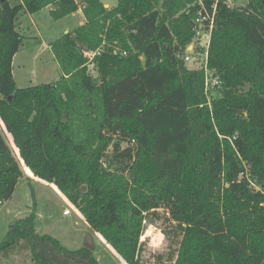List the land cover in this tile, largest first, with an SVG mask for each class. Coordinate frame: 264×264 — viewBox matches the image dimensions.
<instances>
[{"label":"trees","instance_id":"trees-1","mask_svg":"<svg viewBox=\"0 0 264 264\" xmlns=\"http://www.w3.org/2000/svg\"><path fill=\"white\" fill-rule=\"evenodd\" d=\"M113 1L0 0V122L19 156L0 128V204L23 162L127 264H146L141 236L163 213L181 234L173 264H264V0ZM201 5L215 7L210 100L203 70L180 58ZM48 6L55 20L81 9L84 22L49 43L56 81L17 87L18 15ZM96 49L92 75L82 52ZM35 225L33 208L0 251L21 238L36 264H62L44 243L95 264Z\"/></svg>","mask_w":264,"mask_h":264},{"label":"rangeland","instance_id":"rangeland-1","mask_svg":"<svg viewBox=\"0 0 264 264\" xmlns=\"http://www.w3.org/2000/svg\"><path fill=\"white\" fill-rule=\"evenodd\" d=\"M9 1L14 4L20 0ZM102 1L107 5L115 3L113 0ZM229 3L231 5L240 4L241 0H230ZM82 21L83 14L80 10L57 20L51 17L47 7L32 15L20 13L17 27L23 36V41L12 60V75L16 86L26 87L56 81L60 76V71L49 48V43L74 29ZM193 40L197 44L196 52L192 54L195 58L184 61L186 67L191 69L200 68L203 64L207 36L204 32H200L198 38H191L188 44ZM188 44L180 58L188 55ZM90 72L96 75L94 69ZM219 87L220 85L208 89L209 100L217 94ZM0 128L3 130L6 142L19 157L18 150L4 130L2 122H0ZM21 164L23 173L12 196L0 204V242L6 237L10 225L26 217L34 208L36 212L34 229L38 234H48L70 250L81 249L87 234H91L94 249L90 250L89 254L95 260V264H127L99 233L90 229L78 209L60 194L61 192L54 184L25 171L23 162ZM65 209L70 210L68 214H63ZM180 238V232L171 226L168 215L163 213L154 220V223L147 226L141 236L143 261L146 264H173ZM39 250L43 255L52 257L62 264H89L86 256H66L56 252L55 248L48 243L40 245ZM0 264H36L31 244L24 239H16L10 248L0 251Z\"/></svg>","mask_w":264,"mask_h":264},{"label":"built area","instance_id":"built-area-1","mask_svg":"<svg viewBox=\"0 0 264 264\" xmlns=\"http://www.w3.org/2000/svg\"><path fill=\"white\" fill-rule=\"evenodd\" d=\"M214 13H215V7L213 6L211 12L207 11L203 5H201V8L198 10L195 18H194V26L191 30L192 38H198L200 32H204L207 36L206 44H205V55H204V60L203 64L200 66V68L203 70V77H204V92L207 94V91L209 88H213L215 86H219L221 84V79L217 75H215L212 70H210L207 67V55H208V47L210 43V35H211V29L214 24ZM201 45V44H199ZM197 44H195L194 40L192 43L188 44L187 50H188V55L184 56L185 61H189L191 59H194L195 56L194 54L196 52ZM83 55L88 58V67L89 70L93 69V62L92 58L95 54L99 53V50L96 49L95 51H89V50H84ZM208 97V96H207ZM209 100V99H208ZM69 209H65L63 211V214H68Z\"/></svg>","mask_w":264,"mask_h":264},{"label":"water","instance_id":"water-1","mask_svg":"<svg viewBox=\"0 0 264 264\" xmlns=\"http://www.w3.org/2000/svg\"><path fill=\"white\" fill-rule=\"evenodd\" d=\"M83 189H85V187H82ZM14 227V224H11L9 229H12ZM84 247L93 250L94 249V241H93V236L91 234H87L86 236V241L84 243Z\"/></svg>","mask_w":264,"mask_h":264},{"label":"crops","instance_id":"crops-1","mask_svg":"<svg viewBox=\"0 0 264 264\" xmlns=\"http://www.w3.org/2000/svg\"><path fill=\"white\" fill-rule=\"evenodd\" d=\"M104 4H105V6L108 7V8H109V7H113V6L115 5V3L113 4V2H112V3H108L109 6H108L105 2H104ZM47 8H48L49 11H50L51 7L48 6ZM79 10L81 11V9H79ZM79 10H77V11H79ZM81 12H82V11H81ZM72 14H74V13H71V14H69V15H72ZM28 15H32V14H28ZM83 22H84V17H83V21L80 22V24H82ZM80 24H79V25H80ZM79 25H78V26H79ZM67 32H68V31H67ZM13 58H14V57H13ZM12 74H13V65H12ZM51 184H52V183H51ZM59 193H60V192H59ZM60 194H61V193H60ZM61 195H62V194H61ZM64 198H65V197H64Z\"/></svg>","mask_w":264,"mask_h":264}]
</instances>
